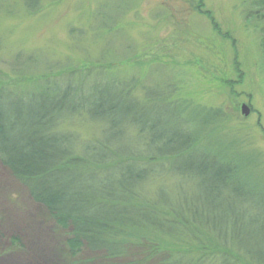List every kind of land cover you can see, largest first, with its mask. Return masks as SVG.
Masks as SVG:
<instances>
[{"label": "rangeland", "instance_id": "rangeland-1", "mask_svg": "<svg viewBox=\"0 0 264 264\" xmlns=\"http://www.w3.org/2000/svg\"><path fill=\"white\" fill-rule=\"evenodd\" d=\"M201 1L203 13L197 10ZM0 41V85L41 92L43 77L61 82L77 72L72 84L85 78L83 94L91 99L88 89L100 79L113 94L125 89L120 83L136 81L135 96L144 100L146 94L144 106L162 125L159 133L190 124L189 113L174 114L171 90H178L175 101L220 110L223 120L211 134L214 147L204 142L202 153L219 158L226 148L248 150L260 160L246 170L249 183L264 188V0H0ZM18 57L25 76L14 71ZM68 129L82 141L101 134L86 119L72 121ZM201 183L178 173L148 187L156 200L197 208ZM253 205L261 206L264 229V199L245 207ZM253 214L248 212L251 227L242 245L248 254L264 256V235L252 227ZM68 235L0 164V264H162L177 252H197L156 234L155 252L135 248L117 260L88 251L72 256Z\"/></svg>", "mask_w": 264, "mask_h": 264}, {"label": "trees", "instance_id": "trees-1", "mask_svg": "<svg viewBox=\"0 0 264 264\" xmlns=\"http://www.w3.org/2000/svg\"><path fill=\"white\" fill-rule=\"evenodd\" d=\"M203 7L201 1L197 10L203 13ZM22 65L18 57L17 76H25ZM79 75L72 72L61 82L43 77L41 92L0 85V164L68 231L71 255L88 251L117 260L135 248L155 252L153 238L159 234L197 251L177 252L162 264H264L263 255L248 254L242 245L251 227L248 212L254 213L252 227L264 235L261 206L245 207L264 199V188L250 184L246 172L260 160L248 150L226 148L219 158L202 153L204 142L214 147L212 129L221 124L223 112L175 101L178 90H171L174 114L189 113L190 124L159 133L162 125L144 106L146 94L144 100L135 96L136 81L120 83L125 89L113 94L100 79L90 85L88 99L85 78L71 82ZM78 119L96 124L100 136L82 141L68 129ZM178 173L201 179L197 208L152 195L149 185Z\"/></svg>", "mask_w": 264, "mask_h": 264}, {"label": "water", "instance_id": "water-1", "mask_svg": "<svg viewBox=\"0 0 264 264\" xmlns=\"http://www.w3.org/2000/svg\"><path fill=\"white\" fill-rule=\"evenodd\" d=\"M242 110H243V114H244V116L247 117V116L250 115V109H249L248 106L244 105L243 108H242Z\"/></svg>", "mask_w": 264, "mask_h": 264}]
</instances>
